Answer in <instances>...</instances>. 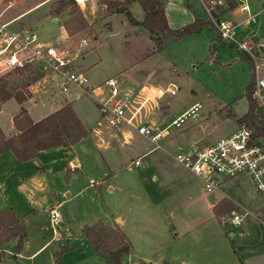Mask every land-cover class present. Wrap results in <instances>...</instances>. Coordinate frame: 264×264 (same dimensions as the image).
Wrapping results in <instances>:
<instances>
[{
    "label": "rangeland",
    "instance_id": "1",
    "mask_svg": "<svg viewBox=\"0 0 264 264\" xmlns=\"http://www.w3.org/2000/svg\"><path fill=\"white\" fill-rule=\"evenodd\" d=\"M27 1L22 0L17 5L13 4L5 14H9L18 5ZM209 1L202 0L201 16L210 21V15L214 17L215 12L224 10L225 6L221 4L217 9L214 8L216 4H211ZM222 1L221 3H224ZM245 3L250 13L256 12L259 8V0H245ZM204 4L211 8L210 11H213L211 14L204 10ZM128 10L134 17L132 11L129 8ZM86 13L88 19L93 23L92 28L81 29L71 35L83 34L91 39L90 46L76 61L78 65L76 71L84 75L87 85L80 87L69 83L62 91L58 86L60 79L51 80L38 73L20 72L17 69L9 73L7 86L10 89H15L18 85V77L30 76L34 78L39 75L40 77L38 76L30 88L31 95L26 102L31 112L39 113L49 106L57 107L62 99H67L73 104L78 117L88 130L95 128L96 121L101 119L99 99L97 96H93L90 91L91 88L99 86L103 95L107 96L108 88L103 85L105 79L111 77L115 81L118 89L115 98L118 99L125 98L131 101L133 94L128 95V91L137 89L132 83L135 79L140 80V85L150 84L159 88L160 94L156 103H146L145 114L140 112L139 119L135 118L128 126L133 138L125 148H119L113 138L108 147L110 152L98 150L93 144L94 138L89 134L74 145L72 152L82 164L81 170H67L63 174H47L45 170H41L36 175L37 181L45 183L43 189L39 191L41 195H45L44 199L39 200H49L51 196H54L55 203L62 199L66 201L58 210L73 236L81 223L91 220L88 217L90 214L108 219L114 214L125 213L129 209L133 198L130 197L121 203L118 191L107 189L111 184H132L135 187V195L139 198L138 204L142 205V210L147 213L148 205L146 203L148 200H154L153 196L158 194L156 186L160 185L162 181L163 170L165 168L176 170L178 163L173 157L174 154L179 150L185 152L190 150V145L186 144L187 146L183 148L178 145L180 142L197 140L196 145H202L207 140L225 135L240 125V122L236 121V117L245 113L248 106V97L244 94V88L250 79L247 61L235 51L230 42L218 38L213 27L203 26L197 32L186 33L169 42L162 49L150 53V42L144 35L139 38L134 32L141 31V29L131 25L122 13H113L102 17L96 15V18L87 11ZM42 14L40 9L31 11L19 22L12 21L10 27L29 28L35 32L42 44H54L61 37V20L58 18L53 22L52 18ZM244 17L243 13L238 16L231 14L222 16L232 24H236L239 20L242 21ZM2 20L0 19V21ZM30 20L32 23L25 26L24 23ZM243 27H236L237 37H243L244 33L249 28H255V25ZM93 38L94 40H92ZM193 102L200 104L196 119L186 117L179 127L169 123ZM12 105L14 106L15 102L10 99L0 107V119L4 127L8 123V113ZM148 113L149 115H147ZM128 114V109H125L124 116H128ZM231 114L235 116L232 117ZM148 119H152L156 124L155 128L149 124L153 131H158L169 123L165 127L166 137L160 138L157 141V146L136 132V128ZM100 121L101 125L96 127L101 130L99 136L106 139L109 131L115 133V128L107 127L104 119ZM168 138L172 139L171 142H166ZM176 140L179 143H176ZM151 146H155L154 150L140 155ZM135 155L140 156V166L126 170L125 166L130 165ZM3 166L6 170L3 174L5 168L0 169V181H4V177H7L8 189L6 193H9L10 197L17 198L13 189L15 181L17 178H26L34 169L16 173L7 167L8 163L4 162ZM116 169H120L121 172L116 174ZM102 170H107L104 175H102ZM90 178L95 181L93 187L87 185ZM139 180L141 181L139 182ZM12 193H14L13 196ZM168 196L167 201L174 202L175 198L169 194ZM31 198H35V196ZM2 199L0 196V201ZM258 201L261 203L259 198ZM16 202H20L18 198ZM21 203H23L22 200ZM26 205L29 208L39 206L38 203L33 205L26 203ZM237 211L239 212V210ZM34 213L32 217L37 218L39 211L35 210ZM250 213L242 220L253 219ZM44 227L50 235L49 225L46 224ZM252 230L251 226H244L241 233L246 235ZM157 236L160 237L150 239L154 244L150 245V249L145 250L144 253L139 251L140 254H143L141 257L147 258L153 264L160 263L162 260L177 264L176 260L190 259L185 256V252L191 249L211 251V255L215 254L214 257H206L205 254H202L196 257V261H200L201 264H214L218 255L223 256L224 250L229 248L232 240L239 238L232 225H226L222 229L217 220H210L199 231L190 232L187 238H175L173 231L164 235L157 234ZM177 251H179L178 257L180 258H176ZM192 254L196 255L197 253L192 252ZM138 256L129 255L128 259L135 262ZM225 260L228 264H234L228 257ZM137 262L135 264H141ZM162 264L169 263L163 262Z\"/></svg>",
    "mask_w": 264,
    "mask_h": 264
},
{
    "label": "crops",
    "instance_id": "2",
    "mask_svg": "<svg viewBox=\"0 0 264 264\" xmlns=\"http://www.w3.org/2000/svg\"><path fill=\"white\" fill-rule=\"evenodd\" d=\"M19 1L22 0H0V19H3V22H19V20L27 16L29 12L40 9L43 13L42 15L49 16L50 18H52L53 22L57 21V19L60 18L61 37L57 41H60L68 36L63 27V22L69 18V9L66 8L62 11H51L53 3L60 0H28L24 4L18 5L16 9L11 11L9 14H5L7 9L11 8L13 4L17 5ZM261 1L262 0H259V8L254 13H250L248 7L247 12L239 10L240 4L246 5L245 0H236V5L231 8H228L225 3L220 2L219 4L215 5L214 8H219L220 5L223 4V6H225L224 10L215 12L216 14L214 18L224 19L228 21L234 27V34L236 27L244 26L243 28H245L251 24L255 25V28H249L247 32L244 33L243 37L238 38H248L252 31H254L253 33L255 34V36L261 37L264 30V10L261 9ZM201 2L202 0H165L163 5V12L167 26L174 29L192 22L195 18L203 19L201 16ZM77 7L79 8L82 16L88 24V28L90 29L92 28L93 23L90 19H88V14L86 13V11L94 18H96V15L102 17L105 15L108 16L109 14L118 13L108 12L100 2V0H86L83 4L77 5ZM127 8H129L134 14V17H132L135 20L140 21L143 18V11L136 1L130 2L127 5ZM242 13L245 14V17L242 21L239 20L236 24H232V22H230L229 20L222 18V16H224L225 14L238 16ZM247 15H252L255 21H247ZM30 23H32V20L25 22L24 25H30ZM133 26L135 28L141 29L142 31H134L136 36H139L140 38L142 35H144L145 38L150 42V53L156 52L153 48V43L148 38L145 29L139 25ZM23 28L26 29V27ZM243 59L247 61L245 58ZM132 83L134 84V87H137V89L135 91H128V95L133 94L131 96V100H141V97H147V103H156L160 94L159 88L150 84L140 85L141 82L139 79H135ZM31 86L32 85L28 87L30 95ZM90 92L93 96H97L98 99L106 96L103 95L104 93L99 86H96L93 89L91 88ZM10 99L15 102V105H12V107H10V112L8 113V123L6 127L3 126L0 119V131L4 137H8L16 132V130L12 126L11 118L18 112L20 105L26 110L31 120L36 121L56 110L65 102H70L67 99H62L57 107L52 108L51 106H49L42 112L33 113L31 112L29 105L26 104L27 99H25L21 104H17L14 99L9 98L2 102L0 104V107H2L3 103L9 101ZM194 103L196 102L191 103L186 109L177 114L174 118L182 114ZM145 111L146 105L144 103V106L140 109V112H142V114L144 115ZM147 115H149V113ZM196 117L197 115L193 116L194 119H196ZM172 120H170V122ZM144 124H150L152 127H156V124L152 119L144 120ZM167 125H165L163 128H165ZM96 127H98L97 124L95 128H90L89 134H91L94 138V140H92L94 146L98 150H102L104 152H106V150L110 152L108 147L110 140L113 138L118 143L119 148H125V146L129 144L130 139L133 138L131 131L128 129V125H126L125 123L120 124L118 127H112L115 128V133L109 131L107 133L106 139H104L102 136H99L101 130L97 129ZM163 128H160L158 130H161ZM163 131L165 136L167 134L166 129ZM164 136L162 138L166 137ZM215 139L212 138L210 140H207L202 145H196L197 140H192L186 143H179L177 140L175 142L179 143L178 145L183 148L187 145H190V152L205 144H208L209 141L212 142ZM171 140V138H168L166 142H171ZM76 143L70 146H53L41 149L38 151L36 157L22 162H18L14 158L12 153L8 150L0 153V169L5 168V166H3L4 162L8 163L7 167L9 169H12L11 171H15L16 173H20L26 169H34L33 172L29 173L26 176V178H17V180L15 181V185H13L14 193L19 199V203L16 202L17 198L10 197L8 196L9 193H6V190L8 189L7 177H4V181H0V196L3 198L2 201H0V209L8 205L17 217L22 218L25 226V237L20 249L17 252H13V248L17 241L16 237H12L2 244L0 248V264H107L102 256L93 252L92 248L87 243L81 232V227L83 225L90 224L97 219H101L105 224L117 225L125 234L126 238L128 239L129 248L124 257V264H135L139 260L150 262L147 260V258L145 259L141 257V255L143 254L140 253H144L145 250L150 249V245H154L150 239L153 237H155L156 239L159 238L160 236H157V234L164 235L173 231V237L187 238L190 232H193L194 230L195 232L199 231L210 220H217V223L222 229L225 228L226 225H232V228L237 231V235L239 236V238H237L236 240H232L228 249L224 248L225 250L223 256L221 257L218 255L217 260L214 264H228L225 260L227 259V257L231 259L234 264H264V221H262V219L260 218V207L261 205H263V203L249 180L245 176L239 175L221 181L219 185L211 191H205L201 179L177 163L176 170L172 171L167 168L163 170V176H161L162 181L160 185L157 184L156 186L158 194H155L153 196L154 200H148L146 203L148 205L147 213H144V211L142 210V205L138 204L139 198L137 195H135V187H133L132 184H111L107 187V189L111 191L113 189H116L119 193L121 203L130 197L133 198V203L129 205V209H127L125 213L119 212L112 215L108 219L99 216H91L90 214V216L88 217H90L89 219L91 220H85V223H81L79 225V229H76L75 236H73L68 230L63 216L60 224L56 227H52L49 222L48 209L52 206H57V208H59L60 206H63L66 201L62 199L59 202L55 203L54 196H51L49 200H39L44 199L45 195H41L39 191L43 189L45 183L43 181H37L36 175H38L41 170H45L47 174H63V172L67 170H81L83 168L82 164L76 157H74L72 153L74 145ZM154 147H148L140 155L151 152L152 150H154ZM139 157V155H135L133 158V160L138 158V166H140ZM125 168L126 170H130L131 168L135 167L125 166ZM5 170L6 168L2 172L3 174L5 173ZM119 170L116 169V174L121 172ZM106 171L107 170H102V175H104ZM9 174H11V172H9ZM140 181L141 180H139V182ZM9 189L11 190V188ZM14 193H12V196L14 195ZM168 194L175 198L174 202L167 201V198L169 197ZM33 196H35V198H31ZM258 198L259 200H261V203L260 201H258ZM21 200L23 201V203H21ZM26 203L30 205L38 203L39 206L37 208H29ZM218 203H222V208H224L221 209L219 216L216 218V216H214L213 214V208ZM21 205L24 207L23 210ZM221 205L219 207H221ZM35 210L39 211V215L37 216V218L32 217L35 214ZM237 210H239V212ZM240 211H242L241 214ZM244 211H249V213L252 212L250 214L251 216H253V219L250 218L245 221L242 220L244 216L249 214H244ZM232 213L240 214L242 221L240 220L237 224L229 223L227 220ZM46 224L49 225L51 229L50 235L44 227ZM244 226H251L253 228L252 232L246 235H242L241 230ZM60 246H64L65 250L60 254L59 261L57 263L54 252L59 251ZM190 251L197 254L193 255ZM12 254L14 255V258H11ZM178 254L179 251H177L176 258H180L178 257ZM202 254H205L206 257L215 256V254H213L214 256L211 255L212 253L209 250L195 251L194 249H191L185 252V256L190 257V259H181L179 261L176 260L175 263L201 264L200 261H196V257ZM129 255L139 256L137 257V260L135 262H131V260L128 259ZM163 262L173 264L172 262L165 260H162L157 264H162Z\"/></svg>",
    "mask_w": 264,
    "mask_h": 264
},
{
    "label": "built area",
    "instance_id": "3",
    "mask_svg": "<svg viewBox=\"0 0 264 264\" xmlns=\"http://www.w3.org/2000/svg\"><path fill=\"white\" fill-rule=\"evenodd\" d=\"M73 1L76 5H81L86 0ZM209 2L217 5L221 0ZM261 9L264 10V0L261 1ZM204 10L211 14V8L205 4ZM239 10L247 12V6L240 4ZM246 20L255 21L252 15H247ZM210 21L218 37L230 42L235 51L248 61L251 77L247 97L259 114L260 128L264 129V30L261 37L255 36L252 31L248 38H238L234 34V27L228 21L215 19L212 15ZM90 42L91 39L86 35L74 34L46 45L38 40L32 30L12 28L9 22L0 21V73L32 64L44 77L60 79L58 86L62 91L69 83L82 87L87 85V79L76 71V61L90 46ZM103 85L108 88V95L99 99L100 120L104 119L109 127H118L122 123L129 126L135 118L139 119L140 109L147 103V97L131 101L115 98L118 89L111 77L105 79ZM125 109L129 111L128 116H124ZM199 109V103L192 104L170 124L179 127L186 117H193ZM100 120L96 122L97 126L100 125ZM164 129L153 131L148 124H142L136 128V132L157 146V141L164 136ZM173 157L179 165L201 179L205 191L213 190L225 179L245 176L264 205V133L255 132L245 124H240L211 143L190 152L177 151ZM138 165L139 160L136 158L128 166ZM94 184L93 179H88V186ZM247 213L248 211L244 212ZM48 217L52 227L59 225L62 220L57 206L48 209ZM240 220V214L232 213L227 221L237 224Z\"/></svg>",
    "mask_w": 264,
    "mask_h": 264
},
{
    "label": "trees",
    "instance_id": "4",
    "mask_svg": "<svg viewBox=\"0 0 264 264\" xmlns=\"http://www.w3.org/2000/svg\"><path fill=\"white\" fill-rule=\"evenodd\" d=\"M132 1H136L143 11V18L140 21L135 20L127 8V5ZM100 2L108 12L122 13L131 25L142 26L153 43L155 51L162 49L169 42L186 33L199 31L203 26L214 28L211 21L199 18H195L192 22L181 27L169 28L163 12L165 0H100ZM223 2L228 8L236 5V0H223ZM66 8L69 9V18L63 22V27L68 35L88 28L86 20L73 0L54 2L51 11H62ZM17 69L20 72L40 74L37 67L32 64L0 73V104L9 98L14 99L17 104H21L30 96L28 87L39 75L34 78L30 76L18 77L17 87L10 89L7 86L8 75L12 70ZM248 86L249 84L244 88L245 95H247ZM231 116L233 117L234 114ZM236 121L240 122L239 124H245L255 132L264 133V129L259 126V114L249 99L245 113L236 117ZM11 122L16 132L4 137L0 131V153L8 150L18 162L36 157L41 149L73 145L89 134V130L85 128L70 102H65L56 110L36 121L31 120L26 110L20 105L18 112L12 116ZM221 204L218 203L213 208L216 218L224 208ZM220 205L221 207H219ZM260 218L264 221V205L260 208ZM81 232L93 252L102 256L107 264H124V256L128 251L129 243L117 225L105 224L101 219H97L90 224L83 225ZM12 237L17 238L13 248V252H17L25 237V226L22 218L17 217L6 205L0 209V248ZM64 250L65 247L60 246L59 251L54 252L57 263ZM11 258H14L13 254ZM137 263L150 264L140 260Z\"/></svg>",
    "mask_w": 264,
    "mask_h": 264
}]
</instances>
